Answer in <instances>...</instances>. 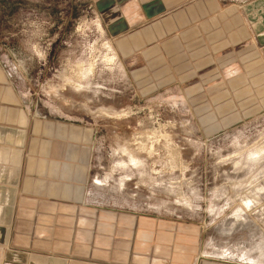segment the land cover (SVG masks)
<instances>
[{
    "label": "rangeland",
    "instance_id": "1",
    "mask_svg": "<svg viewBox=\"0 0 264 264\" xmlns=\"http://www.w3.org/2000/svg\"><path fill=\"white\" fill-rule=\"evenodd\" d=\"M241 4L236 38L198 61L187 40L179 70L123 66L93 0H0V61L29 116L94 125V201L194 222L214 257L264 264V0Z\"/></svg>",
    "mask_w": 264,
    "mask_h": 264
},
{
    "label": "crops",
    "instance_id": "2",
    "mask_svg": "<svg viewBox=\"0 0 264 264\" xmlns=\"http://www.w3.org/2000/svg\"><path fill=\"white\" fill-rule=\"evenodd\" d=\"M93 1L123 66L153 56H161L158 66L170 64L171 56L179 70L191 62L187 40L196 60L213 38L221 47L236 38L226 30L229 10L244 2ZM95 135L92 123L65 114L29 116L0 61V264H258L214 257L206 229L194 222L94 201Z\"/></svg>",
    "mask_w": 264,
    "mask_h": 264
},
{
    "label": "bare ground",
    "instance_id": "3",
    "mask_svg": "<svg viewBox=\"0 0 264 264\" xmlns=\"http://www.w3.org/2000/svg\"><path fill=\"white\" fill-rule=\"evenodd\" d=\"M113 59V57H110L109 60Z\"/></svg>",
    "mask_w": 264,
    "mask_h": 264
}]
</instances>
